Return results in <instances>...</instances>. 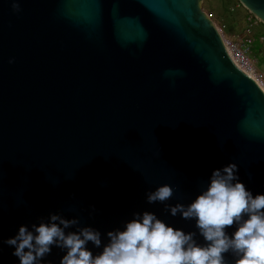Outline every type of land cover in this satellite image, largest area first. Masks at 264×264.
I'll return each instance as SVG.
<instances>
[{"label":"water","instance_id":"95a60500","mask_svg":"<svg viewBox=\"0 0 264 264\" xmlns=\"http://www.w3.org/2000/svg\"><path fill=\"white\" fill-rule=\"evenodd\" d=\"M238 1L264 24V0ZM12 2L0 0V264H19L4 240L49 213L105 239L143 211L194 231L146 193L169 184L167 203H190L229 162L264 193V90L203 0Z\"/></svg>","mask_w":264,"mask_h":264},{"label":"clouds","instance_id":"9594fccd","mask_svg":"<svg viewBox=\"0 0 264 264\" xmlns=\"http://www.w3.org/2000/svg\"><path fill=\"white\" fill-rule=\"evenodd\" d=\"M11 8L21 11L18 0ZM238 172L234 162L214 169L206 187L187 204L167 203L174 194L169 184L146 193L149 204L159 202L171 216L194 221V231L143 211L108 231L105 239L99 229L81 225L79 217L55 212L21 225L4 243L14 246L19 264H53L47 259L53 248L64 253L59 264H264V193L254 196Z\"/></svg>","mask_w":264,"mask_h":264},{"label":"rangeland","instance_id":"374dc122","mask_svg":"<svg viewBox=\"0 0 264 264\" xmlns=\"http://www.w3.org/2000/svg\"><path fill=\"white\" fill-rule=\"evenodd\" d=\"M204 11L218 28L221 26L225 27V35L236 34L237 21L247 15L246 9H244L238 0H208ZM248 26H251L253 35H262L264 37V25L250 21ZM251 59L254 60L255 68L259 71L258 73L262 76V79H264V53L260 52L259 56L255 58L251 56Z\"/></svg>","mask_w":264,"mask_h":264},{"label":"built area","instance_id":"2783aa9c","mask_svg":"<svg viewBox=\"0 0 264 264\" xmlns=\"http://www.w3.org/2000/svg\"><path fill=\"white\" fill-rule=\"evenodd\" d=\"M219 32L222 35L221 30ZM253 36L251 26H247L243 34L236 41L230 40L223 35L222 38L226 52L233 64L263 89L262 76L257 72L254 60L251 59Z\"/></svg>","mask_w":264,"mask_h":264},{"label":"trees","instance_id":"16d2710c","mask_svg":"<svg viewBox=\"0 0 264 264\" xmlns=\"http://www.w3.org/2000/svg\"><path fill=\"white\" fill-rule=\"evenodd\" d=\"M206 3H208V0H205L203 3V6H202L203 11H204V7H205ZM246 13H247L246 16H244L243 18H241L240 20L237 21V24H236L237 33L234 34L233 36H228V35L224 34V28H225L224 26H221L220 28H218L215 24L214 25L217 27V29L221 30L222 35L224 37H226L230 40L236 41L238 39V37L243 34L244 30L246 29V27L248 26L250 21L259 23L260 25H264L261 22H259L254 16H252L248 11H246ZM260 52L264 53V37L262 35H257V36L254 35L253 36V44L251 46V56H253L254 58L258 57ZM263 62H264V59H263ZM257 72H259V71H257ZM263 90H264V79H263Z\"/></svg>","mask_w":264,"mask_h":264},{"label":"crops","instance_id":"0c3cea01","mask_svg":"<svg viewBox=\"0 0 264 264\" xmlns=\"http://www.w3.org/2000/svg\"><path fill=\"white\" fill-rule=\"evenodd\" d=\"M233 35H234V34H232V35H229V34H228V36H233Z\"/></svg>","mask_w":264,"mask_h":264}]
</instances>
